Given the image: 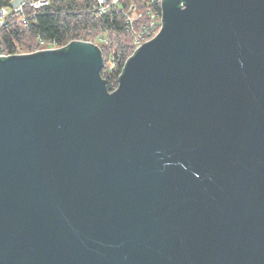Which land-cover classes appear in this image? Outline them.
Segmentation results:
<instances>
[{"label":"water","instance_id":"95a60500","mask_svg":"<svg viewBox=\"0 0 264 264\" xmlns=\"http://www.w3.org/2000/svg\"><path fill=\"white\" fill-rule=\"evenodd\" d=\"M161 9L113 92L91 42L0 56V264H264V0Z\"/></svg>","mask_w":264,"mask_h":264},{"label":"trees","instance_id":"16d2710c","mask_svg":"<svg viewBox=\"0 0 264 264\" xmlns=\"http://www.w3.org/2000/svg\"><path fill=\"white\" fill-rule=\"evenodd\" d=\"M13 0H0V8H11ZM112 0H106L108 5ZM96 0H50V4L40 11L33 12L25 8V13L34 14L29 25L16 23L13 19L0 28V52L12 53L16 50L31 52L36 48L38 38L57 43H68L72 40L98 41L102 36L104 42L98 43L101 52L103 69L114 65V72L106 79L109 88L117 83L125 61L131 56L132 35L127 30L123 12L134 5L137 12L144 13L153 6V0H123L121 4L107 6L103 15L95 16L90 4ZM147 17L135 23L137 29Z\"/></svg>","mask_w":264,"mask_h":264},{"label":"built area","instance_id":"2783aa9c","mask_svg":"<svg viewBox=\"0 0 264 264\" xmlns=\"http://www.w3.org/2000/svg\"><path fill=\"white\" fill-rule=\"evenodd\" d=\"M122 2L123 0H112L108 5H106V0H96V3L90 4V7H91V10H93L95 16L99 17L105 13L107 6L121 4ZM161 2L162 0H153V3H152L153 6L147 8L144 13L137 12L134 5H130L123 12V17L125 19V24L127 25V30L132 35L131 46H132L133 52L131 56L134 55V53L144 44L153 40L162 30L163 15H162V9H161ZM49 4H50V0H13L11 2V8H7V7L0 8V28H3L7 24L8 21L12 20V18L16 19L14 20L16 23H20L24 26H27L29 25V21L31 17L34 15L32 13L40 11L44 7L48 6ZM181 7H184V6L181 4ZM25 8H29L33 12L31 14H27L25 13ZM145 17H147V20L144 23H141L139 27L136 29L135 23H137L138 21L142 20ZM79 41L91 42L88 40H79ZM70 42L62 44V43H57L52 40L38 38L36 48L31 52L26 53L21 50H16L12 53L0 52V56L8 57V56L18 55V54H32V53H37V52L46 51V50H59V49L67 47L70 44ZM101 42H104V38L102 36L98 38V41L94 43L91 42V43L95 44L98 47V43H101ZM127 60L125 61V64ZM114 65L115 64L110 63L108 67L103 69V73L101 70L102 79L106 81L109 75L114 72ZM121 74L122 72L117 77V83L115 84L111 83L109 88L107 87L109 92H113L117 89L118 79Z\"/></svg>","mask_w":264,"mask_h":264}]
</instances>
